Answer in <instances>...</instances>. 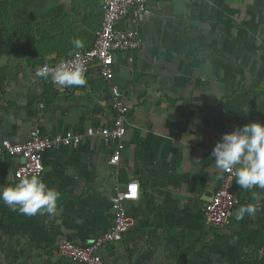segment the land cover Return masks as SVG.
Returning a JSON list of instances; mask_svg holds the SVG:
<instances>
[{
  "label": "crops",
  "instance_id": "obj_1",
  "mask_svg": "<svg viewBox=\"0 0 264 264\" xmlns=\"http://www.w3.org/2000/svg\"><path fill=\"white\" fill-rule=\"evenodd\" d=\"M101 5L20 0L6 19L0 141L22 143L35 129L83 139L45 153L40 177L61 193L54 215L29 217L0 203V264H73L58 257L60 242L85 245L110 230L111 197L132 181L138 185V198L126 203L132 225L100 251L102 264H264V190L235 182L238 205L229 225L204 220L223 175L210 155L215 142L244 124H264V0H148L143 15L118 24L136 30L141 46L115 55L110 82L97 64L83 87L36 77L38 65L77 50L70 39L93 46ZM113 85L129 107L117 166L109 164L112 143L85 135L111 123ZM20 163L0 158V185ZM253 193L261 196L256 215L236 220L240 206L257 203Z\"/></svg>",
  "mask_w": 264,
  "mask_h": 264
},
{
  "label": "built area",
  "instance_id": "obj_2",
  "mask_svg": "<svg viewBox=\"0 0 264 264\" xmlns=\"http://www.w3.org/2000/svg\"><path fill=\"white\" fill-rule=\"evenodd\" d=\"M148 0H102L101 27L97 32L93 46L89 49L75 50L72 55L64 60L83 65L86 75L93 64H97L100 76L107 82L113 79L114 57L119 53L134 52L141 46L139 34L134 29H120L118 24L127 16L138 18L146 12ZM77 53H79L77 55ZM61 61L47 64L55 67ZM45 64L38 65L36 68ZM50 80V79H49ZM54 85V84H53ZM58 86V85H55ZM112 97L113 118L108 126L89 127L85 130L88 137H99L104 143H112L109 164L117 166L121 152L125 148L126 117L129 107L125 104L119 88L110 86ZM83 135L66 131L61 135L45 136L35 129L22 143H13L9 140L0 141V158L9 156L24 159L13 172L16 180L21 175L39 174L45 171L44 156L50 148L61 146H78ZM44 171H40V169ZM235 180L231 173L223 172L219 186L214 190L211 200L204 208V220L215 227L229 225L232 211L238 205V198L234 191ZM138 198V185L135 181L116 188L111 197L110 204L113 212V226L110 230L96 237L92 243L81 245L63 240L57 247L58 257L73 264H102L100 251L108 246L120 242L132 225L128 215L126 203Z\"/></svg>",
  "mask_w": 264,
  "mask_h": 264
},
{
  "label": "clouds",
  "instance_id": "obj_3",
  "mask_svg": "<svg viewBox=\"0 0 264 264\" xmlns=\"http://www.w3.org/2000/svg\"><path fill=\"white\" fill-rule=\"evenodd\" d=\"M69 43L77 50L85 46L79 38L70 39ZM84 73L83 65L65 61L55 67L45 64L35 70L36 77L50 79L61 88L83 87L87 83ZM210 155L215 167L221 172L231 173L239 188L264 190V124L251 122L222 133ZM7 181V184L0 185V203L10 210L29 217L57 212L61 193L48 187L38 173L21 175L18 180L8 176ZM260 199L259 193H253V200L257 203L240 206L235 219L239 221L246 215L254 217Z\"/></svg>",
  "mask_w": 264,
  "mask_h": 264
},
{
  "label": "trees",
  "instance_id": "obj_4",
  "mask_svg": "<svg viewBox=\"0 0 264 264\" xmlns=\"http://www.w3.org/2000/svg\"><path fill=\"white\" fill-rule=\"evenodd\" d=\"M18 2H20V0H0V50H1V44H4L5 42V38H6L5 35L8 34L6 28L8 5L14 6L15 4H18ZM1 53L2 52H0V54Z\"/></svg>",
  "mask_w": 264,
  "mask_h": 264
},
{
  "label": "rangeland",
  "instance_id": "obj_5",
  "mask_svg": "<svg viewBox=\"0 0 264 264\" xmlns=\"http://www.w3.org/2000/svg\"><path fill=\"white\" fill-rule=\"evenodd\" d=\"M11 7H13V5H8V8H7V17L9 18V16H10V11L12 10V8ZM12 18H13V16H12ZM2 223H3V221H2ZM1 224V223H0ZM3 226V225H2Z\"/></svg>",
  "mask_w": 264,
  "mask_h": 264
},
{
  "label": "water",
  "instance_id": "obj_6",
  "mask_svg": "<svg viewBox=\"0 0 264 264\" xmlns=\"http://www.w3.org/2000/svg\"><path fill=\"white\" fill-rule=\"evenodd\" d=\"M24 162H25V160H24V159H22V160H21V163H24ZM90 243H92V242H90Z\"/></svg>",
  "mask_w": 264,
  "mask_h": 264
}]
</instances>
